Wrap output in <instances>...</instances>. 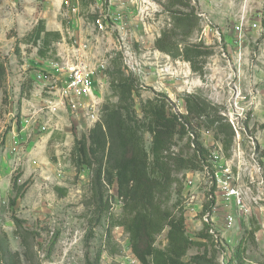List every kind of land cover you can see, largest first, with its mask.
<instances>
[{
  "label": "rangeland",
  "instance_id": "1",
  "mask_svg": "<svg viewBox=\"0 0 264 264\" xmlns=\"http://www.w3.org/2000/svg\"><path fill=\"white\" fill-rule=\"evenodd\" d=\"M188 2L198 26L189 36L177 34L176 41L179 47L195 44L208 51L198 59L201 75L188 61L154 47L162 31L172 28L170 15L177 9L188 11L174 0H0V234L7 236L12 264H86L87 256L94 260L98 253L99 264H141L118 224L122 201L116 183L105 185L109 208L98 222L97 212L87 205L90 170L77 171L70 155L75 139L85 136L88 141L102 105L117 100L107 74L113 63L135 79L139 115L140 101L154 96L183 114L189 94L217 106L218 116L233 130L231 144L225 149L223 132L192 119L200 124L208 155L202 169L176 174L182 190L174 209L183 207L186 234L192 239H198L203 222L208 223L215 264H238L233 252L241 239L242 264H264V0ZM38 19L61 35L44 57L22 40ZM66 59L92 69L98 101L94 108L84 106L85 97L78 99L76 109L62 104L66 77L59 69ZM143 137L148 150L151 137ZM185 143L186 138L177 140L173 150L182 148L187 155L192 149ZM215 152L230 160V179L250 188L244 203L251 206V214L241 203L211 192ZM15 178L23 193L13 202ZM56 187L65 194H58ZM211 197V211L201 214L202 204ZM176 198L173 192L168 205ZM14 216L28 230L29 253L15 232ZM165 244L166 228L155 240L158 247ZM197 251L202 248L189 249L183 259Z\"/></svg>",
  "mask_w": 264,
  "mask_h": 264
},
{
  "label": "trees",
  "instance_id": "2",
  "mask_svg": "<svg viewBox=\"0 0 264 264\" xmlns=\"http://www.w3.org/2000/svg\"><path fill=\"white\" fill-rule=\"evenodd\" d=\"M174 4L188 9H177L171 14L172 28L163 30L154 41V47L172 58L188 61L192 71L203 73L202 59L208 54L205 48L195 44L178 46L176 35L189 36L198 26V16L188 0H174ZM61 38L59 31L47 30L43 19H38L32 30L23 37V42L37 48L41 57L52 49V42ZM3 64L0 63V70ZM109 87L116 96L115 103L107 102L100 109V117L90 128L88 141L85 136L75 139L71 149V161L77 171L83 167L90 170L89 201L93 206L96 220L109 208L105 195V185L116 183L117 195L122 201V211L118 224L128 233L130 248L141 264H215L216 249L208 223L192 239L186 234L183 207L179 206L181 183L177 173L187 169H202L208 150L200 139L198 126L215 127L217 133L223 132L227 139L222 145L227 149L232 140L233 130L228 122L218 116L217 106L198 95L189 94L184 98L187 113H177L169 109L165 100L154 96L141 100L139 112L135 107L134 93L137 86L131 74H125L113 63L107 71ZM137 95V94H136ZM200 119L195 124L192 119ZM144 133L151 140L148 150L144 145ZM192 136V137H191ZM186 138V145L192 149L184 155L182 148L173 150L177 140ZM16 194L14 200L22 195V184L13 180ZM173 184L176 187H173ZM212 187L211 192H213ZM60 195L65 189L56 187ZM177 195L172 207L168 205L172 193ZM214 198L202 204L201 214L210 212ZM15 232L19 235L25 253L31 252L28 230L23 229L21 220L13 217ZM166 228V244L155 245L156 236ZM252 236L253 231L249 232ZM241 239L233 252V258L242 264ZM212 249L209 250L208 246ZM193 247L197 251L184 260L187 251ZM5 233L0 234V264H12L13 258ZM99 253L94 260L86 257V264H99Z\"/></svg>",
  "mask_w": 264,
  "mask_h": 264
},
{
  "label": "built area",
  "instance_id": "3",
  "mask_svg": "<svg viewBox=\"0 0 264 264\" xmlns=\"http://www.w3.org/2000/svg\"><path fill=\"white\" fill-rule=\"evenodd\" d=\"M100 26L102 25L99 18L95 20ZM62 66L59 70L65 75V85L61 88L62 104H67L68 107L76 109L79 105V100L82 97L88 99L84 103L85 107L94 108L96 106L97 99H95V89L92 82L93 71L83 62H73L66 59L62 62ZM98 105V103H97ZM221 151V147H219ZM216 165L212 177L215 193H221L222 197L229 201H234L237 205L242 204L246 208V212L251 214V206L244 203V198L249 197L250 188H243L241 185L234 183L232 178L234 171L230 165H228V159L224 158L222 154L215 152L213 155ZM253 178V177H252ZM253 180V179H251ZM253 201H256V197H252Z\"/></svg>",
  "mask_w": 264,
  "mask_h": 264
}]
</instances>
